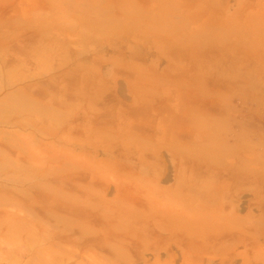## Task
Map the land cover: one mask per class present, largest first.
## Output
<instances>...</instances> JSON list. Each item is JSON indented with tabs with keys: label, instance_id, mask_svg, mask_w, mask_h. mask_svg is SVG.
Instances as JSON below:
<instances>
[{
	"label": "crops",
	"instance_id": "obj_1",
	"mask_svg": "<svg viewBox=\"0 0 264 264\" xmlns=\"http://www.w3.org/2000/svg\"><path fill=\"white\" fill-rule=\"evenodd\" d=\"M167 2L0 70V162L62 207L56 264H264V0Z\"/></svg>",
	"mask_w": 264,
	"mask_h": 264
},
{
	"label": "rangeland",
	"instance_id": "obj_2",
	"mask_svg": "<svg viewBox=\"0 0 264 264\" xmlns=\"http://www.w3.org/2000/svg\"><path fill=\"white\" fill-rule=\"evenodd\" d=\"M161 2L169 3L167 0H0V70H5L16 56L23 57L17 53L27 52L30 47L35 49L50 25L94 27L100 21L110 24L119 21L113 17L119 15L126 23L128 18L122 12L150 11V7ZM233 118V133H239L240 111ZM4 171L6 166L0 162V264H56L60 255L52 249L63 242V235L54 225L60 218L56 211L62 207L44 204L47 200H40L38 193L17 191L15 174Z\"/></svg>",
	"mask_w": 264,
	"mask_h": 264
},
{
	"label": "bare ground",
	"instance_id": "obj_3",
	"mask_svg": "<svg viewBox=\"0 0 264 264\" xmlns=\"http://www.w3.org/2000/svg\"><path fill=\"white\" fill-rule=\"evenodd\" d=\"M66 227V226H65ZM127 257V256H126ZM117 261V260H116Z\"/></svg>",
	"mask_w": 264,
	"mask_h": 264
}]
</instances>
